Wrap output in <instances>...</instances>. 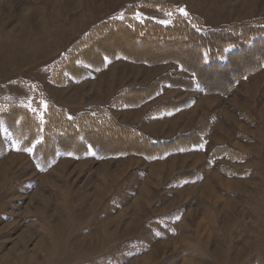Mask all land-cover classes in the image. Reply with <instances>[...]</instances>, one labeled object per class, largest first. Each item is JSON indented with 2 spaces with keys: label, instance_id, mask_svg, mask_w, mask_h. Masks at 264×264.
I'll return each instance as SVG.
<instances>
[{
  "label": "rangeland",
  "instance_id": "rangeland-1",
  "mask_svg": "<svg viewBox=\"0 0 264 264\" xmlns=\"http://www.w3.org/2000/svg\"><path fill=\"white\" fill-rule=\"evenodd\" d=\"M161 1L207 29L264 21V0ZM131 7L142 20L166 25L161 21L175 18L141 0H0V264H264V67L227 96L163 84L138 106L108 107L119 124L155 140L206 127L200 147L154 160L58 154L46 167L15 150L25 138L13 140L5 114L24 113L37 132L21 107L29 98L72 117L108 106L123 89H148L166 73L188 76L173 63L117 59L81 81L52 84L77 40ZM161 49L129 52L154 60L177 46ZM212 76L213 84L224 83ZM186 98L192 102L182 109L151 114ZM220 147L241 159L209 160Z\"/></svg>",
  "mask_w": 264,
  "mask_h": 264
},
{
  "label": "trees",
  "instance_id": "trees-1",
  "mask_svg": "<svg viewBox=\"0 0 264 264\" xmlns=\"http://www.w3.org/2000/svg\"><path fill=\"white\" fill-rule=\"evenodd\" d=\"M141 4L154 6L160 11L170 10L175 14L172 24L163 25L149 19L135 18L134 7L129 8L122 20L111 18L101 21L80 41L77 40L68 53L63 54L62 67L57 69L56 77L51 78L52 84L62 85L68 77L75 82L81 81L90 71L102 70L109 62L117 59L137 64L173 63L188 76H175L169 72L148 89L141 91L140 88L123 89L113 97L108 106L89 107L72 116V120L67 119L64 108L51 105L45 117L46 123L42 133L37 126L33 129L37 132L31 131V122L24 113L7 112L5 129L13 140L25 138V142H21L24 146L34 144L37 138L42 141L36 145L33 152V159L39 165L46 167L58 154L69 155V152L73 154L72 157L81 159L83 152L89 155L87 148L93 146L94 152L101 158L138 155L147 160L161 159L166 154L200 147L203 144L201 135L207 131L206 127L166 141L155 140L133 127L119 124L108 112V107L138 106L157 96L163 84L165 87L188 91L198 88L205 94L217 93L227 96L241 79L264 67L263 20L252 19L207 29L196 17H183L173 4L168 2L151 0L147 3V0H141ZM125 40L128 41L124 43ZM83 43L86 45L80 48ZM107 45H110V52L106 51ZM167 46L169 48L177 46L176 53H170L171 55L163 53L154 60H149L145 54L138 56L129 52L131 48L150 51L152 48L161 49ZM105 57L109 62H104ZM212 74L221 75L224 83L213 84L212 81L215 79ZM208 76L210 78H207ZM191 102V98H186L183 102L160 103L161 105L152 109L151 114L177 111ZM238 154L239 152L231 148L220 147L211 151L208 158L212 161L224 158L234 162L236 158L241 159V156L236 157Z\"/></svg>",
  "mask_w": 264,
  "mask_h": 264
},
{
  "label": "snow or ice",
  "instance_id": "snow-or-ice-1",
  "mask_svg": "<svg viewBox=\"0 0 264 264\" xmlns=\"http://www.w3.org/2000/svg\"><path fill=\"white\" fill-rule=\"evenodd\" d=\"M179 12L183 17L187 18L188 13L185 11V9L180 8ZM168 15H171V13H168ZM118 18L122 20L124 17H123V15H121ZM137 18L138 19L140 18L139 14H137ZM171 22H172L171 20L161 21V23H164V24H170ZM104 62L105 63L109 62L107 57L104 58ZM244 78L246 79L247 77H244ZM32 88L35 89L36 86L32 85ZM34 100H35L34 97L29 98L25 104L21 105V107L24 108L26 112L32 113L33 118L37 121V127L40 129V132L42 133L44 131V125L46 123L45 117H46L47 111L49 110V105L43 101H35V103H34ZM67 119L72 120L73 117L68 116ZM41 142L42 141L39 138H37L35 143L31 144L30 146L21 145V146L17 147L15 144L13 146H14L16 151H23V152L28 153L29 155H32L34 152V149L36 148V145L40 144ZM93 149H94V146L87 148V151H89L93 155H95V152ZM69 155H73V154L71 152H69Z\"/></svg>",
  "mask_w": 264,
  "mask_h": 264
}]
</instances>
